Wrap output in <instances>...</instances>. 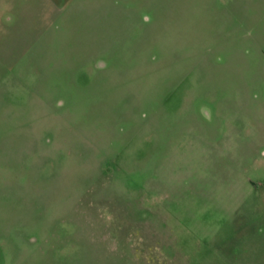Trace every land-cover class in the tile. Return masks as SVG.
Here are the masks:
<instances>
[{"label":"rangeland","instance_id":"1","mask_svg":"<svg viewBox=\"0 0 264 264\" xmlns=\"http://www.w3.org/2000/svg\"><path fill=\"white\" fill-rule=\"evenodd\" d=\"M0 264H264V0H0Z\"/></svg>","mask_w":264,"mask_h":264}]
</instances>
